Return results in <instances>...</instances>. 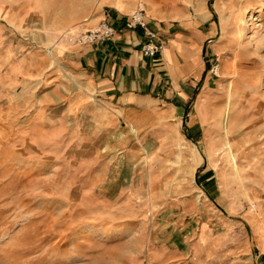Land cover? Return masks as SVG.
Here are the masks:
<instances>
[{
	"label": "rangeland",
	"instance_id": "1",
	"mask_svg": "<svg viewBox=\"0 0 264 264\" xmlns=\"http://www.w3.org/2000/svg\"><path fill=\"white\" fill-rule=\"evenodd\" d=\"M100 3L0 0V264H145L160 220L181 218L219 236L223 264H264V0H214L210 85L184 118L185 132L200 126L197 141L170 148L162 163L150 159L146 176L133 180L140 190L126 192L115 184L124 160L74 125L60 90L45 84L49 55L71 44L68 33L91 28ZM251 11L257 15L241 33ZM232 104L243 175L231 170L220 121Z\"/></svg>",
	"mask_w": 264,
	"mask_h": 264
},
{
	"label": "crops",
	"instance_id": "2",
	"mask_svg": "<svg viewBox=\"0 0 264 264\" xmlns=\"http://www.w3.org/2000/svg\"><path fill=\"white\" fill-rule=\"evenodd\" d=\"M213 2L101 0L102 9L87 25L93 27L107 19L116 35L94 45L62 41L54 56L48 57L46 86L60 90L57 101L64 103L74 125L87 127L91 131L87 134L96 136V142L115 148L113 158L124 160L115 182L124 192L133 186L140 190V182L133 180L146 176L150 159L162 163L158 160L171 157L170 148L197 138L200 126L194 123L188 126L191 133L185 132V123L191 118H184L186 112L197 109L200 91L210 85L205 58L208 40L217 32ZM135 9L143 10L150 27L165 43L164 51L155 57L142 54L145 31L131 26L129 19ZM223 116L220 121L226 131ZM165 144L169 147L162 150ZM191 156L201 159L197 150ZM209 156H213L210 151ZM214 166L219 173L220 167ZM231 166L233 171V162ZM246 166L241 165L242 175ZM160 224L145 264H223L225 252L216 246L219 236L209 234L208 226L202 224L199 230L198 224L193 226L194 220L185 223L182 218L160 220Z\"/></svg>",
	"mask_w": 264,
	"mask_h": 264
},
{
	"label": "built area",
	"instance_id": "3",
	"mask_svg": "<svg viewBox=\"0 0 264 264\" xmlns=\"http://www.w3.org/2000/svg\"><path fill=\"white\" fill-rule=\"evenodd\" d=\"M129 19L131 26L142 28L145 31L146 40L142 46L143 55L155 57L164 51L165 43L162 39V36L158 31L150 27L149 21L143 10H133L129 15ZM115 35V27L107 19H105L91 28L78 29L75 32H70L65 36V38L74 45H93L103 42L107 39H111ZM209 42L211 43L212 40H209ZM210 62V72L213 75H218L219 63L217 60L213 61L212 59H209V63Z\"/></svg>",
	"mask_w": 264,
	"mask_h": 264
},
{
	"label": "bare ground",
	"instance_id": "4",
	"mask_svg": "<svg viewBox=\"0 0 264 264\" xmlns=\"http://www.w3.org/2000/svg\"><path fill=\"white\" fill-rule=\"evenodd\" d=\"M261 13V11L259 10H257V13ZM257 13L255 12V11H251L249 14H247V15H245L244 17H242V19H241V28H239V30L241 31V33H243L244 31H245V29H246V24L249 22V20H251V19H254L255 17H256V15H257ZM258 18V17H257ZM224 21V23H225V19L223 20ZM256 33V32H255ZM238 42H241V40H239ZM228 94L229 95H234V91H233V88H229V90H228ZM230 96V97H231ZM233 97V96H232ZM227 105V104H226ZM225 105V106H226ZM233 105V104H232ZM237 110V105L236 104H234L233 106H232V111L230 112L229 110H226L224 113H223V119H224V124H225V126H226V131H227V136H228V150H229V152L232 154V162H233V167H234V169L236 170V171H238L237 173H239V170H240V164H239V160H238V151H240L239 149H234V143L233 142H235L236 140H237V138H238V136L236 137V136H232L231 135V126H232V131H233V125L234 124H236L235 122L233 123L232 122V120H233V114H232V112L233 111H236ZM237 112V111H236ZM235 112V113H236ZM234 119H237V118H234ZM264 132V131H263ZM264 134V133H263ZM241 161V160H240ZM247 163V162H246ZM247 165V164H246ZM217 170H218V168H217ZM235 172V171H234ZM241 173V172H240ZM239 175V174H238ZM244 177V176H243ZM244 180V179H243Z\"/></svg>",
	"mask_w": 264,
	"mask_h": 264
}]
</instances>
